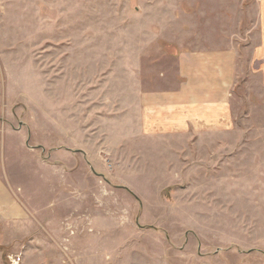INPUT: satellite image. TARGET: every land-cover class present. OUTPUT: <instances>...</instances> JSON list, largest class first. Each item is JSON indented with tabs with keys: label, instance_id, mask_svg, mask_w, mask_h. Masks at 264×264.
I'll return each instance as SVG.
<instances>
[{
	"label": "rangeland",
	"instance_id": "1",
	"mask_svg": "<svg viewBox=\"0 0 264 264\" xmlns=\"http://www.w3.org/2000/svg\"><path fill=\"white\" fill-rule=\"evenodd\" d=\"M239 1L0 0L1 75L27 134L4 137L21 209L0 210V264H264V88ZM140 43L153 58L242 49L235 125L195 136L205 148L140 137L136 111L123 119Z\"/></svg>",
	"mask_w": 264,
	"mask_h": 264
},
{
	"label": "crops",
	"instance_id": "2",
	"mask_svg": "<svg viewBox=\"0 0 264 264\" xmlns=\"http://www.w3.org/2000/svg\"><path fill=\"white\" fill-rule=\"evenodd\" d=\"M248 2V9L255 14L256 31L255 36L250 38L251 46L246 50L251 49V70L256 71L260 85L264 88V0ZM219 44L212 43L180 53L178 51L175 55L161 53L165 56L163 58L155 53L153 58L151 52L143 53L147 45L148 50H151V43H140L139 49L142 51L137 57H140L141 62L145 60V64H141L138 69L139 86L137 92L132 94L135 97L132 110L130 112L124 108L123 111V119L128 117L127 123L130 122V114L136 111V129L140 137L148 140L170 139L183 146L205 148L212 145L211 140L195 136L226 134L231 125H235L232 113L235 96L233 90L236 77L242 71L244 52L237 48H222ZM147 61L150 67H147ZM152 62L158 66L156 71L151 70ZM1 68L0 210L9 209L12 213H18V209H21L20 199L14 192L18 191L19 186H15L14 173L6 168L4 137L11 136L14 138V146L24 147L27 134L25 127L20 125L23 123L16 122L20 111L13 112L14 107ZM131 90L129 88L128 98ZM10 125H18V128Z\"/></svg>",
	"mask_w": 264,
	"mask_h": 264
}]
</instances>
